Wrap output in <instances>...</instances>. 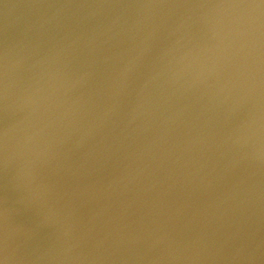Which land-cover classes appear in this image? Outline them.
Masks as SVG:
<instances>
[{"label":"water","instance_id":"obj_1","mask_svg":"<svg viewBox=\"0 0 264 264\" xmlns=\"http://www.w3.org/2000/svg\"><path fill=\"white\" fill-rule=\"evenodd\" d=\"M0 264H264V0H0Z\"/></svg>","mask_w":264,"mask_h":264}]
</instances>
